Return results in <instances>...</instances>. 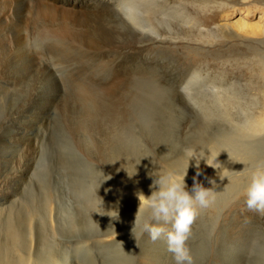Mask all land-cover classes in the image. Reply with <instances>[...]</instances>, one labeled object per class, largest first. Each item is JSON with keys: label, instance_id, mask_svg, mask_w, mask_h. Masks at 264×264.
<instances>
[{"label": "rangeland", "instance_id": "1", "mask_svg": "<svg viewBox=\"0 0 264 264\" xmlns=\"http://www.w3.org/2000/svg\"><path fill=\"white\" fill-rule=\"evenodd\" d=\"M189 1L203 3L171 1L189 11L187 29L163 32L164 39L139 40L124 50L135 53L145 46L141 56L159 77L158 86L124 69L112 77L84 70V75H95L98 94L127 87L118 113L98 110L79 98L66 74L70 69L65 72V67L43 57L39 62L45 65L44 73L15 85L0 83V236L7 219L22 218L19 211L30 207L37 210L22 229L23 251L33 244L34 251L40 248V253L58 257L63 264H174L166 232L156 241L144 233L139 246L132 237L140 203L136 193L151 195L149 172L183 173L186 150L208 152L210 147L215 154L221 152L220 159L229 166L215 172L202 160L196 177L195 161H190L185 177L188 190L194 177L211 188L208 205H197L186 242L194 264H264V213L248 208L243 195L250 169L264 164V145L256 142L253 147L240 125L250 105L247 61L241 58L239 65H231L226 60L229 54L240 58L248 53L246 47L264 43V0H210L203 8H194ZM239 18L257 22L262 40L239 29ZM38 38L39 34L30 37V48L43 45L45 36L40 42ZM193 74L196 77L190 81ZM206 83L221 87L229 98V117L225 103L208 92ZM186 85L193 86L192 98L185 93ZM41 110L46 121L42 124L36 118ZM22 126H34L39 135L25 158L7 142V136ZM11 203L15 211L7 217L5 209ZM115 209L119 219L109 216ZM150 218L151 210L146 209L142 221ZM163 227L172 228L170 223ZM19 262L15 263L24 264Z\"/></svg>", "mask_w": 264, "mask_h": 264}, {"label": "bare ground", "instance_id": "2", "mask_svg": "<svg viewBox=\"0 0 264 264\" xmlns=\"http://www.w3.org/2000/svg\"><path fill=\"white\" fill-rule=\"evenodd\" d=\"M171 1L0 0V83L8 86L15 85L22 81H27L33 75H39L40 72L44 73L46 70L45 65L42 66L39 62V59L43 57L59 67H65V72H67V68L70 69L66 74H69V82L76 89L79 98L92 102L93 105L95 104L99 108L98 110L101 109L109 114L118 113L122 111L120 103L122 98L128 93L127 87L122 86L118 90L113 88L103 94H98L93 84L96 78L95 75L93 73L84 75L83 72L90 68L97 70L102 75L112 77L120 69H124L127 73L135 72L141 74L143 79L158 86L161 83L159 77L154 71L149 69L151 68L149 66L150 63L141 56L145 46L137 47L136 54L124 53V50L134 46L139 40L144 42V39H150L153 41L157 37L161 38L163 32L164 34H170L174 31L183 32L187 29L190 20L188 17L189 11L184 9L186 6L182 7L177 5L178 3L173 5ZM209 3L210 0H203V3L198 4L195 1H189V4L194 8H199V6L200 8L209 7ZM247 15L248 13L245 14V16ZM193 22L191 21V24ZM236 26L251 35L259 36V30H261L257 22L245 21L242 18H239ZM195 29L193 28V30ZM37 34H39V38L41 35L45 36L46 40L44 39V43L41 42L43 45L40 48H30L28 43L33 40L37 41L33 38V40L30 39V37ZM207 34L213 36L212 33ZM258 38L262 40L261 36ZM162 39L164 38L162 37ZM38 41L40 42L41 39ZM262 44L264 43L260 41L256 45L246 47L248 53L240 56V58L237 55L235 58L234 54L225 55L227 62L231 65H239L241 58H245L248 64L247 86L250 92L248 97L250 98V105L248 104V110L245 111V120L240 125L242 126L241 129L247 130L249 143L253 147L256 142L264 145V47ZM58 66L56 67L59 68ZM196 74L192 75L190 81L194 80ZM205 86L208 87L210 94L225 103L226 110H224V113L229 117L231 115L229 98H225L221 87L213 83H206ZM192 87L191 85L184 86L188 98H192L194 94L190 91ZM239 105L243 108L241 102ZM37 113L38 122L40 124L42 122L46 123L44 121L45 112L41 110ZM31 120L30 122H32ZM39 134L41 133L39 132ZM38 138L39 135L34 126H22L7 136V142H10L11 146L22 152L25 158L29 153L31 154ZM216 154L218 155L219 153ZM217 159L222 165L220 169H215V172L222 168H228L227 161H223L219 156ZM18 163L20 164L21 162L19 161ZM19 169L20 166L18 167ZM244 173L245 171L242 174ZM5 210L8 213L7 217H10L11 213L15 211L14 204H9ZM35 210L30 209V207L27 211L26 209L20 210L22 218L16 217V220L17 218L20 220L19 223H16V220L7 219L3 234L0 236V264L10 262L11 264H16L15 262H19V260H22L20 262H24V264H63L62 259H57L58 257L53 258L54 256L51 257V255L40 253V248L38 252L34 251L32 249L34 248L33 244L28 252L23 251L26 240H24L22 229L24 226L27 227L28 218L29 216L31 218V214H34ZM26 230L28 231L27 228ZM43 233L41 232V234Z\"/></svg>", "mask_w": 264, "mask_h": 264}, {"label": "clouds", "instance_id": "3", "mask_svg": "<svg viewBox=\"0 0 264 264\" xmlns=\"http://www.w3.org/2000/svg\"><path fill=\"white\" fill-rule=\"evenodd\" d=\"M206 149H208L207 153L205 148L186 150L188 164L183 173L163 170L152 175L149 172L148 175L153 178L150 185L152 188L151 195L145 196L142 191L136 193L140 203L131 228L132 237L139 246L138 242L144 233L156 241L166 232L167 251L172 254L174 264H194V259L186 242L189 238L191 224L197 213V205L200 207L208 205L211 189L204 187L202 183L196 180L202 171L200 163L203 160L207 166L215 169H220L222 165L217 159L221 152L217 155L212 152L210 147ZM192 160L195 161L196 177L193 178L194 184L191 190H188L185 177ZM125 170L129 176L128 170L126 168ZM206 178L209 183H216L212 177ZM243 195L248 208L264 213V164H257L250 169ZM146 209L151 210V218L142 221ZM110 211L112 214L107 215L112 218L116 216L119 219L118 209ZM159 221H163V223H159ZM168 223L171 224L172 228L166 231L163 224Z\"/></svg>", "mask_w": 264, "mask_h": 264}]
</instances>
